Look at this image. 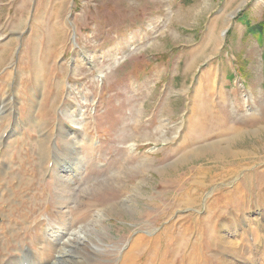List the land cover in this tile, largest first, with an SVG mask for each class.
Listing matches in <instances>:
<instances>
[{
	"label": "rangeland",
	"instance_id": "obj_1",
	"mask_svg": "<svg viewBox=\"0 0 264 264\" xmlns=\"http://www.w3.org/2000/svg\"><path fill=\"white\" fill-rule=\"evenodd\" d=\"M263 20L0 0V264H264Z\"/></svg>",
	"mask_w": 264,
	"mask_h": 264
},
{
	"label": "bare ground",
	"instance_id": "obj_2",
	"mask_svg": "<svg viewBox=\"0 0 264 264\" xmlns=\"http://www.w3.org/2000/svg\"><path fill=\"white\" fill-rule=\"evenodd\" d=\"M232 130H234V128H231ZM199 129L197 130V132L199 133ZM234 132V131H233ZM202 133V132H201ZM201 133H200V136H201ZM230 171L232 172V168H230V169H222V172H220V174H221V176H223L224 174H227L228 172L230 173ZM263 172L264 171H262V174H263ZM260 176H261V173L259 174ZM189 227L190 226H187V227H185L184 229H189ZM258 233V232H257ZM256 233V229H255V234H257ZM263 234V233H262ZM259 235V234H258ZM260 237V236H259ZM223 240V239H222ZM154 241V239H147V238H145V237H142V236H139V237H137L136 238V240H135V243H134V245H135V247H137V248H141L143 245V243H145V242H153ZM195 241L196 240H194L193 242L191 241L190 243H189V246H188V249H189V252H187L186 254H185V257L188 259V261H189V264H200V262H199V260H197L196 259V256H195V250H194V245L195 246H197V247H203V245H202V242L201 241H198V242H196L195 243ZM234 243V242H233ZM147 244V243H146ZM194 244V245H193ZM191 245V246H190ZM135 247H132V248H135ZM179 247H182V245L180 244V246ZM182 252H184V251H182ZM135 254H130V251L128 252V254H127V256H128V258H132V256H134ZM195 257V259H194V257ZM136 257V256H135ZM183 257H184V253H183ZM207 262V261H206ZM125 263V262H124ZM123 263V264H124ZM202 264H204V263H202Z\"/></svg>",
	"mask_w": 264,
	"mask_h": 264
},
{
	"label": "trees",
	"instance_id": "obj_3",
	"mask_svg": "<svg viewBox=\"0 0 264 264\" xmlns=\"http://www.w3.org/2000/svg\"><path fill=\"white\" fill-rule=\"evenodd\" d=\"M256 29L259 32H263L264 31V20L256 26ZM262 34H264V33H262Z\"/></svg>",
	"mask_w": 264,
	"mask_h": 264
}]
</instances>
